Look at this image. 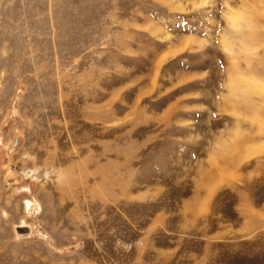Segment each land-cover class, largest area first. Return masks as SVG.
Wrapping results in <instances>:
<instances>
[{"label": "rangeland", "instance_id": "rangeland-1", "mask_svg": "<svg viewBox=\"0 0 264 264\" xmlns=\"http://www.w3.org/2000/svg\"><path fill=\"white\" fill-rule=\"evenodd\" d=\"M0 264H264V0H0Z\"/></svg>", "mask_w": 264, "mask_h": 264}, {"label": "bare ground", "instance_id": "bare-ground-1", "mask_svg": "<svg viewBox=\"0 0 264 264\" xmlns=\"http://www.w3.org/2000/svg\"><path fill=\"white\" fill-rule=\"evenodd\" d=\"M233 17H236L237 16V13L236 12H233ZM25 174V173H24ZM23 190H28V188H23ZM25 206H26V210L27 211H30V208H32V207H34V206H36L37 208H39V206H40V203L38 202V201H32V200H27L26 201V204H25ZM21 224H26V223H21ZM26 225H28L29 227H30V231L28 232V234L27 235H20V234H17L16 232H15V234H16V236L18 237V238H23V237H27V236H30L31 234H32V232H33V227L30 225V224H26Z\"/></svg>", "mask_w": 264, "mask_h": 264}, {"label": "water", "instance_id": "water-1", "mask_svg": "<svg viewBox=\"0 0 264 264\" xmlns=\"http://www.w3.org/2000/svg\"><path fill=\"white\" fill-rule=\"evenodd\" d=\"M30 231V227L26 224H16L14 226V232L20 235H27Z\"/></svg>", "mask_w": 264, "mask_h": 264}]
</instances>
